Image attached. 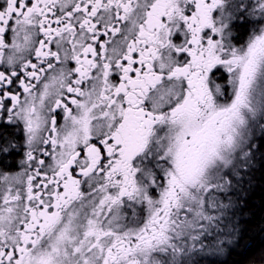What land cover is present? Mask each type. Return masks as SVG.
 Returning a JSON list of instances; mask_svg holds the SVG:
<instances>
[{"label": "snow or ice", "instance_id": "6c2138e0", "mask_svg": "<svg viewBox=\"0 0 264 264\" xmlns=\"http://www.w3.org/2000/svg\"><path fill=\"white\" fill-rule=\"evenodd\" d=\"M261 169L264 0H0V264H223Z\"/></svg>", "mask_w": 264, "mask_h": 264}, {"label": "trees", "instance_id": "16d2710c", "mask_svg": "<svg viewBox=\"0 0 264 264\" xmlns=\"http://www.w3.org/2000/svg\"><path fill=\"white\" fill-rule=\"evenodd\" d=\"M258 139H261L258 137ZM240 230L239 245L218 257L223 264H247L264 249V169L254 174V186L247 193L245 205L233 218Z\"/></svg>", "mask_w": 264, "mask_h": 264}, {"label": "flooded vegetation", "instance_id": "af4514ba", "mask_svg": "<svg viewBox=\"0 0 264 264\" xmlns=\"http://www.w3.org/2000/svg\"><path fill=\"white\" fill-rule=\"evenodd\" d=\"M250 25L244 21L243 19L237 20L235 22V28L234 31L237 36L238 43H242L247 39L248 33L250 31ZM223 74V70H221V73H217V76H221ZM4 163L6 164H13L15 162H18L20 159L19 155L13 154V155H6L4 158Z\"/></svg>", "mask_w": 264, "mask_h": 264}]
</instances>
